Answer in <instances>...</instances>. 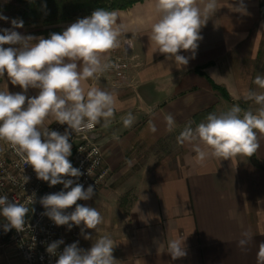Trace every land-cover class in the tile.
<instances>
[{"label": "crops", "instance_id": "0c3cea01", "mask_svg": "<svg viewBox=\"0 0 264 264\" xmlns=\"http://www.w3.org/2000/svg\"><path fill=\"white\" fill-rule=\"evenodd\" d=\"M155 2L144 0L115 11L123 25L121 47L115 50L130 63L127 81L116 86L108 79L85 82L86 88L114 91L116 110L107 127L103 120L97 124V142L111 177L92 199L81 202L96 207L103 222L98 231L85 229L92 239L81 234L83 224L74 226L80 232L79 247L89 249L96 238L109 235L116 244V264H256L258 245L264 242V135L258 134L257 164L246 155L227 160L210 156L197 164L191 145H181L177 137L186 125L205 122L209 113L219 114L234 104L253 112L259 107L244 93L262 91L253 81L264 75V0H243V13L234 9L239 0H217V11L200 30L195 58L180 69L150 45L151 25L158 18ZM205 2L197 0L201 7ZM85 17L56 27L27 24L15 30L48 38L52 29L62 33ZM8 19L9 24L0 22V30L12 28L11 21L20 17ZM126 39L132 41L129 51ZM7 90L21 91L0 77V91ZM37 92L29 89L28 95ZM129 113L136 119L125 127L123 118ZM167 114L176 122L171 132ZM52 123L46 120L45 126ZM244 231L253 237L246 252L238 246ZM176 238H185L187 254L172 260L166 250ZM1 252L9 264H23L13 247Z\"/></svg>", "mask_w": 264, "mask_h": 264}, {"label": "clouds", "instance_id": "9594fccd", "mask_svg": "<svg viewBox=\"0 0 264 264\" xmlns=\"http://www.w3.org/2000/svg\"><path fill=\"white\" fill-rule=\"evenodd\" d=\"M154 7L158 18L151 25L150 45H155V52L180 69L195 58L198 42L202 40L200 30L209 15L217 11V0H206L202 7L197 0H156ZM234 9L245 12L243 0ZM0 19L8 18L0 15ZM117 19L115 11L97 8L90 16L78 19L62 33H51L48 38L16 31L23 27L22 20L13 19L12 28L0 30L3 33L0 34V77L6 76L11 85L21 89L0 91V141L15 150L20 162L30 166L37 179L47 182L49 187L62 184L63 189H70L40 197L42 215L57 226L66 225L68 230L83 224L81 234L85 239H92L85 229L98 231L103 217L96 207L78 203L92 199L96 193L93 185L85 189L76 182L83 173L69 159L70 138L73 133L94 128L101 120L107 127L114 117V91L96 86L86 88L85 82L115 67L108 57L111 51L121 47L123 25ZM124 43L132 47L130 40ZM182 51L191 55H182ZM253 83L262 91L249 89L244 97L259 105L255 112L234 104L219 114L209 113L206 121L194 128L186 125L179 134L178 143L191 145L197 164H203L210 156L223 160L237 155L250 157L258 150V134L264 135V75H256ZM29 89L38 92L29 96ZM135 119L129 113L123 118L124 126H132ZM164 119L167 131L171 132L175 118L167 114ZM46 120L67 127L63 133L50 130L45 126ZM149 128L157 131L151 121ZM29 180L30 177L23 175V185ZM28 202H36L35 192L28 196ZM73 206V211H66ZM28 212L25 204L0 195V217L6 221L0 227L4 232L23 231ZM252 239L250 232L241 233L238 240L241 251H247ZM62 244L64 240L59 239L46 247L49 255L58 257L55 264H116L113 256L116 244L109 235L96 238L89 249L79 247L76 241L58 252ZM166 251L172 260L185 257V238L169 240ZM256 264H264V242L258 245Z\"/></svg>", "mask_w": 264, "mask_h": 264}, {"label": "built area", "instance_id": "2783aa9c", "mask_svg": "<svg viewBox=\"0 0 264 264\" xmlns=\"http://www.w3.org/2000/svg\"><path fill=\"white\" fill-rule=\"evenodd\" d=\"M9 1L11 0H0V4ZM124 47L127 51L132 49L125 43ZM109 59L115 67L98 74L95 79L112 80L115 86L125 83L130 70V63L125 58L117 56L116 50L112 51V56ZM66 127L67 125L54 122L49 126V129L63 133ZM97 131L98 125L79 134L73 133L70 138L72 155L69 157L73 166L79 168L83 173L76 182L82 184L85 189L89 185H93L95 192L100 191L107 184L112 174L102 148L97 141L91 138L92 134L97 133ZM90 168L91 174L89 175L88 170ZM23 175L30 177L29 182L25 185H23ZM71 179L76 180V178ZM62 189V184L49 187L47 182L37 179L32 168L20 162V157L15 150L9 144L0 141V195H7L9 200L23 203L29 209L25 217L26 222L23 231L18 232L12 229L4 232L3 228L0 227V249L13 247L23 264H55L58 257L49 255L46 251L49 243L63 239L64 244L57 250L60 252L65 245L79 241L80 232L74 226L68 230L66 225L57 226L47 216L42 215L44 208L39 203V198L46 194L59 192ZM33 192L36 194V202L31 204L28 202V196L32 195ZM81 202L78 201L80 204ZM73 210L74 206L66 211L71 212ZM5 222L2 218L0 225Z\"/></svg>", "mask_w": 264, "mask_h": 264}, {"label": "trees", "instance_id": "16d2710c", "mask_svg": "<svg viewBox=\"0 0 264 264\" xmlns=\"http://www.w3.org/2000/svg\"><path fill=\"white\" fill-rule=\"evenodd\" d=\"M18 4L24 5V17H35L40 15L47 22L67 23L79 16H90L97 8L109 11L127 10L133 5L144 0H15ZM59 15V16H58ZM55 16V19H54ZM58 16V17H56ZM61 33V31H57ZM224 95V91L215 87ZM253 163L257 164L254 156H250Z\"/></svg>", "mask_w": 264, "mask_h": 264}, {"label": "rangeland", "instance_id": "374dc122", "mask_svg": "<svg viewBox=\"0 0 264 264\" xmlns=\"http://www.w3.org/2000/svg\"><path fill=\"white\" fill-rule=\"evenodd\" d=\"M42 4L45 3V1L41 0ZM48 1V0H47ZM52 1V0H50ZM24 10H25V6L24 5H21V4H18L17 2H15L14 0H11L9 2H6V3H3V4H0V15H3L7 18H10L12 16H19L20 17V20L23 21V25H27V24H40L41 26H45V27H56V26H59L60 24H63V23H60V22H47L45 20V18H43L42 16L40 15H36L35 17H24L23 14H24ZM59 16V15H58ZM56 16V17H58ZM54 19H55V16H54ZM9 19L7 20H3V19H0V22H3L6 24H9L10 22L8 21ZM36 29H38V27H36ZM52 33H57V30L55 29H52L51 30ZM45 32H48V30H45ZM122 207L124 209H127V203L124 204V203H121ZM0 264H9V258L6 259L5 256H4V252H1L0 253Z\"/></svg>", "mask_w": 264, "mask_h": 264}, {"label": "water", "instance_id": "95a60500", "mask_svg": "<svg viewBox=\"0 0 264 264\" xmlns=\"http://www.w3.org/2000/svg\"><path fill=\"white\" fill-rule=\"evenodd\" d=\"M98 135H97V133H95V134H92V136H91V138L93 139V140H95V141H97L98 140Z\"/></svg>", "mask_w": 264, "mask_h": 264}]
</instances>
